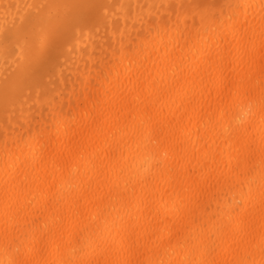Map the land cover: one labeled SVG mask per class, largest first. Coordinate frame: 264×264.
I'll return each instance as SVG.
<instances>
[{
	"label": "bare ground",
	"instance_id": "bare-ground-1",
	"mask_svg": "<svg viewBox=\"0 0 264 264\" xmlns=\"http://www.w3.org/2000/svg\"><path fill=\"white\" fill-rule=\"evenodd\" d=\"M0 264H264V0H0Z\"/></svg>",
	"mask_w": 264,
	"mask_h": 264
}]
</instances>
